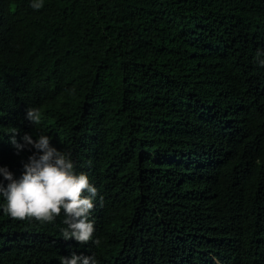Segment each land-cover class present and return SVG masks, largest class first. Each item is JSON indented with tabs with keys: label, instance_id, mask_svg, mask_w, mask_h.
Wrapping results in <instances>:
<instances>
[{
	"label": "trees",
	"instance_id": "16d2710c",
	"mask_svg": "<svg viewBox=\"0 0 264 264\" xmlns=\"http://www.w3.org/2000/svg\"><path fill=\"white\" fill-rule=\"evenodd\" d=\"M32 2L0 0V167L50 136L101 243L0 208V264H264V0Z\"/></svg>",
	"mask_w": 264,
	"mask_h": 264
},
{
	"label": "clouds",
	"instance_id": "9594fccd",
	"mask_svg": "<svg viewBox=\"0 0 264 264\" xmlns=\"http://www.w3.org/2000/svg\"><path fill=\"white\" fill-rule=\"evenodd\" d=\"M30 6L39 10L43 7L42 0H33ZM258 63L264 66V59H258ZM26 118L39 124L40 110L28 108ZM10 133L11 143L18 152L28 146L29 150L36 151L23 164L19 179H14L7 167H0V197L4 200L0 208L3 212L14 220H35L41 224L52 223L63 214V223L67 225L61 232L63 240L71 239L80 245L92 242L99 246L101 241L93 240L95 226L89 219L98 193L88 176L74 171L70 154L52 147L50 136L41 134L33 140L25 134L24 144H20L15 139L17 130L12 129ZM5 180L7 186L3 183ZM60 264H97V261L91 255L72 253L70 257H62Z\"/></svg>",
	"mask_w": 264,
	"mask_h": 264
}]
</instances>
